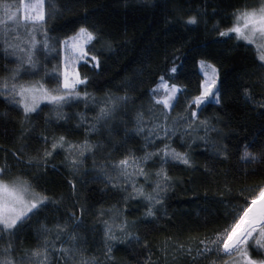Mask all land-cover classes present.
Instances as JSON below:
<instances>
[{
    "label": "trees",
    "instance_id": "1",
    "mask_svg": "<svg viewBox=\"0 0 264 264\" xmlns=\"http://www.w3.org/2000/svg\"><path fill=\"white\" fill-rule=\"evenodd\" d=\"M18 1L9 0L14 4ZM257 4L258 0H46L48 16L39 31L44 35V29L48 30L53 49L58 48V40L72 37L81 26L97 31L104 40L91 42L89 56L78 66L81 78L88 79L77 89L89 93L88 98L73 97L59 109L44 102L25 120L22 105L0 93V164L6 158L8 178L28 179L34 191L49 197L47 207L31 216L14 237L21 248L43 241L41 225L67 223V231L76 234L85 254L97 256L103 264L105 221L112 223L115 218L119 222L127 217L136 222L130 230L141 239L129 241L121 236L107 241L114 245L116 264H223L228 259L213 254L193 261L176 249L179 244L195 249L199 240L216 238L239 219L264 187L260 145L247 149L256 154L255 159L243 155L246 144L264 140L260 135L264 131V84L260 81L264 69L259 67V51L254 43L233 33L219 34L233 26L238 9ZM192 15L197 16L196 24L187 22ZM105 41L111 42V48ZM91 55L99 56V67L94 66ZM201 60L216 66L222 82L221 103L209 99L199 114L201 120L209 118L216 130L209 132L207 140L194 138L203 137V129L185 134L183 122L175 135L169 133L170 139L156 134L148 137L147 127L137 132V111H144L147 117L149 109L159 114L162 108L154 105V94H164L157 88L161 76L181 86L171 117L184 113L186 98L196 95L204 80ZM173 64L178 68L176 73L170 72ZM12 65L9 51L0 45V80ZM44 83L56 87L52 76ZM246 87L253 94L251 98L246 97ZM125 94L128 100L121 101L109 119L96 124V131H88L106 97ZM57 111L64 118L57 119ZM41 135L48 136L49 146L54 135H64L74 142L87 138L97 147L84 154L86 158H81L75 170L63 149L49 157L45 166L42 161L29 160L38 151L42 155L45 144ZM164 144L187 152L191 164L171 157L163 163L171 177L168 188L162 204L154 208L156 216H145L148 202L135 195L129 198L130 183L123 179L110 182L106 173L115 178L114 161L129 153L138 157L156 153ZM213 144L226 146L227 157L217 155ZM16 150L23 153L22 160L13 155ZM162 157V152L156 153L144 165L153 172V180ZM136 180L137 186L151 191V181L146 184L143 177ZM70 181L75 182V191ZM73 212L78 219L70 218ZM116 234L121 235L119 230ZM7 239L5 234L0 245ZM249 243L255 250L254 258H264V248H257L254 240Z\"/></svg>",
    "mask_w": 264,
    "mask_h": 264
},
{
    "label": "snow or ice",
    "instance_id": "2",
    "mask_svg": "<svg viewBox=\"0 0 264 264\" xmlns=\"http://www.w3.org/2000/svg\"><path fill=\"white\" fill-rule=\"evenodd\" d=\"M23 8V16L20 15V9ZM48 7L46 0H33L29 3L26 0H20V4L10 3L9 0H0V43L6 50L11 49L13 52L20 51L25 53L27 62L30 65H35L34 51L37 45H41L45 49H49V39L47 29H44V39L42 41L36 39L37 25L46 23L48 16ZM54 10V9H53ZM235 23L232 27L225 31H221L220 36H227L233 33L238 37L248 40L251 43L257 44L259 51L258 59L259 67L264 69V0H258L255 6H245L243 9H238L234 13ZM23 22L27 25L32 24V29L29 33L30 39L22 40L18 34L19 26ZM189 24H196L197 16L188 17ZM15 33V34H14ZM104 40V37L95 30H90L89 27L81 26L72 37H65L64 41H57L65 45L66 49L73 55L78 54V59H83L89 56L90 49L88 45L93 41ZM68 41H71L69 47ZM259 41V43H257ZM27 44L24 48L21 45ZM105 46L111 48V42L105 41ZM91 61L95 62L94 66H100V58L97 55L90 56ZM204 72L205 79L201 81L200 88L196 95L186 98L184 113H178L175 117H171V110L179 103L177 93L181 91V86L175 83H169L164 76H161L160 83L157 88L164 90L163 95L154 94V105H161L159 114L152 112L149 116H145L144 111L136 113V131L143 132L147 127L148 137L153 134L163 135L165 139H170L171 135H175L179 130V125L183 122V130L185 134L189 132L198 133L201 129L204 131L203 137H194L207 140L209 132L215 131V126L209 118L199 119L200 112L207 105L209 99L214 103L220 104L222 98V82L218 81V71L214 64H209L204 60L200 61ZM210 70V71H209ZM178 68L175 64L170 69V72L176 73ZM17 76L15 70H12V75L4 77L0 80V93H7L12 101H17L23 106L25 120L29 114L36 112L37 101L40 99L48 100L58 109L63 107L73 97L83 95L88 98L89 93H81L77 86L84 84L87 81V76L81 79L79 73L69 72L68 61H65V69L63 73V82L56 87L48 88L37 82L33 84H18L16 83ZM11 81V83H10ZM260 81L264 84V73L260 76ZM246 97L251 98L252 93L249 88L244 89ZM128 96H112L106 97L104 104L100 107L95 118V123L91 125L88 131H96V124L101 120L109 119L116 111L118 104L121 101H127ZM264 107V105H262ZM57 119L64 118L57 111ZM163 117L161 119L160 117ZM171 117V121H170ZM83 120L84 117L81 116ZM150 121V126L146 123ZM27 131V129H25ZM261 136H264V131H261ZM40 139L44 141L42 155L37 152L35 157H29V160H39L46 166L48 158L57 153L58 149H63L67 153L66 159L71 167L75 170L86 152H91L97 147L96 144L90 142L87 138L80 142L69 141L64 135L53 136L49 146V138L46 135H41ZM260 145V155L264 158V140L253 141L245 145L244 158L251 160L256 158V154L249 152V147ZM217 155L227 157L226 146L213 144ZM162 152V166L155 170V179H152L153 172L147 170L144 165L156 153ZM156 153L146 152L142 157L135 156L132 153L124 155L118 161L113 162V168L117 171V176L114 178L106 173L108 180L112 182L114 179L118 183L123 179L124 183H130L132 195L143 197L146 200L147 207L145 216L155 217L154 208L157 204H162L163 194L168 188V181L171 177L168 176L163 163H167L169 157L174 160L181 161L185 165L191 164L190 156L187 152H179L172 148L170 144H164L162 149H156ZM17 160L23 159V153L19 150L13 152ZM86 158V157H84ZM10 172L9 165L5 158V163L0 164V241H4L5 234L8 236L6 242L0 245V264H102L101 260L93 255L85 254V250L79 247L78 238L75 233L67 231L68 224L56 223L53 227L41 225L40 233L44 239L38 241L33 247L21 248L14 237L25 226V222L36 215L42 208L47 207L49 197L34 191L31 181L21 176L8 178ZM136 177H143L147 184L151 181L153 187L151 191H145L144 185L137 186ZM75 191V182L70 181ZM115 186V184H114ZM257 200L260 201L257 204ZM83 213V207L81 208ZM71 219H78L76 213H71ZM135 221H129L124 217L109 223L105 221V250L102 253L104 257L103 264H116V258L113 255V247L107 241H116L123 236L125 239L140 241V236L136 235L130 229L135 224ZM119 230L120 236L116 234ZM67 237V240L63 239ZM254 240L257 248H264V187L259 188V196L253 197L251 203L243 210V214L236 219L230 227L224 228L223 232H218L215 239L204 238L198 241L200 246L195 249L184 244H179L176 251L181 254H186L192 257L193 261L197 257H211L213 254L217 258L228 257L223 261V264H264V258H254L255 250L251 249L249 241ZM147 246V242L145 243ZM202 246V247H201ZM195 252V256H193ZM151 257H149V261ZM214 264V262H210Z\"/></svg>",
    "mask_w": 264,
    "mask_h": 264
},
{
    "label": "rangeland",
    "instance_id": "3",
    "mask_svg": "<svg viewBox=\"0 0 264 264\" xmlns=\"http://www.w3.org/2000/svg\"><path fill=\"white\" fill-rule=\"evenodd\" d=\"M26 2L31 3V2H33V0H26ZM15 4H20V0L18 2H16ZM23 11L24 10L21 7V9H20L21 17L23 16ZM0 14H2V10H0ZM40 27H41L40 25H37L38 31L36 32V39L42 41L44 39V35H41V33L39 31ZM31 29H32L31 22H29L27 25H25L23 22H21L19 29H18V34L22 40L26 41V40L30 39L29 33H30ZM257 43H259V41H257ZM0 45L3 48H5L2 43H0ZM49 45H50L49 49H45L41 44V45H37L36 49L33 50L34 51L33 59L35 61L34 66L30 65L27 62V57H26L25 53L20 52V51L13 52L11 49H8L13 65H12V68L10 69V71L8 72V74L6 75V77L11 76L12 70H15L16 76H17V79L15 81L16 83H18V84H33V83L39 82V83L43 84L45 87L51 88V87L45 85V83H44L45 79L48 76H52L55 79L56 86L58 84H62L66 59L68 61L69 72L70 73L71 72L79 73L78 66H79L80 62L85 60L86 57L83 59H78V54L73 55L70 51H68L66 49L65 45L62 43H59L57 49H53L52 48L53 47L52 42L50 41V39H49ZM68 45L70 47L71 41H68ZM255 45L257 47V44H255ZM21 46L24 48L28 47V45L26 43L22 44ZM201 70L204 74L206 69L201 68ZM204 79H205V76H204ZM10 83H11V81H10ZM78 86H77V88H78ZM5 96L8 97V94L5 93ZM44 102H50V101L40 99L37 101V107ZM213 239H215V238H213ZM193 254L195 255V252H193ZM215 258H217L216 255H215Z\"/></svg>",
    "mask_w": 264,
    "mask_h": 264
},
{
    "label": "bare ground",
    "instance_id": "4",
    "mask_svg": "<svg viewBox=\"0 0 264 264\" xmlns=\"http://www.w3.org/2000/svg\"><path fill=\"white\" fill-rule=\"evenodd\" d=\"M260 203V201L259 200H257V204H259Z\"/></svg>",
    "mask_w": 264,
    "mask_h": 264
}]
</instances>
